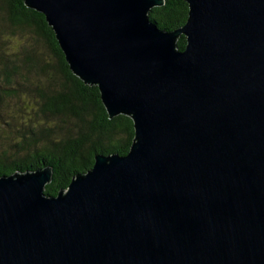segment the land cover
Instances as JSON below:
<instances>
[{
    "label": "water",
    "instance_id": "95a60500",
    "mask_svg": "<svg viewBox=\"0 0 264 264\" xmlns=\"http://www.w3.org/2000/svg\"><path fill=\"white\" fill-rule=\"evenodd\" d=\"M24 0L134 137L57 196L0 177V264H264V0ZM185 37V47H177Z\"/></svg>",
    "mask_w": 264,
    "mask_h": 264
},
{
    "label": "trees",
    "instance_id": "16d2710c",
    "mask_svg": "<svg viewBox=\"0 0 264 264\" xmlns=\"http://www.w3.org/2000/svg\"><path fill=\"white\" fill-rule=\"evenodd\" d=\"M163 1L150 10L149 20L167 31L182 27L185 1ZM185 44L181 36L177 47ZM24 100L33 108L24 118L26 127L16 131L15 121L26 114L20 107ZM13 101L15 109L9 107ZM0 124V177L48 167V196L90 170L95 154L125 156L134 137L132 120L108 118L97 86L72 74L45 17L24 0H0Z\"/></svg>",
    "mask_w": 264,
    "mask_h": 264
},
{
    "label": "rangeland",
    "instance_id": "374dc122",
    "mask_svg": "<svg viewBox=\"0 0 264 264\" xmlns=\"http://www.w3.org/2000/svg\"><path fill=\"white\" fill-rule=\"evenodd\" d=\"M23 97H25L24 95H22ZM18 103V102H17ZM15 103H14V101L9 105V107L10 108H12V109H15V105H14ZM20 107H22V109H24L23 110V112L24 113H26L25 115H22V117L20 118V119H18V120H16L15 122V129H17L16 131H22L25 127H26V125H27V121L24 119L25 117H28L30 114H31V109L33 108V105H31L30 103H29V101H25L24 100V103H22L21 105H20ZM10 112H13V110H11ZM5 120L7 121L8 119L7 118H5ZM8 122V121H7ZM0 126H1V124H0Z\"/></svg>",
    "mask_w": 264,
    "mask_h": 264
}]
</instances>
